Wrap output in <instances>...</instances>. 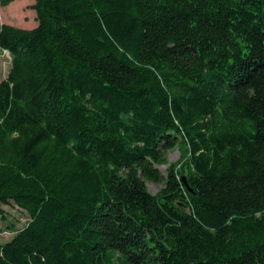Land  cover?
Instances as JSON below:
<instances>
[{
	"label": "trees",
	"instance_id": "obj_1",
	"mask_svg": "<svg viewBox=\"0 0 264 264\" xmlns=\"http://www.w3.org/2000/svg\"><path fill=\"white\" fill-rule=\"evenodd\" d=\"M30 7L0 23V215L28 216L0 264H264V0Z\"/></svg>",
	"mask_w": 264,
	"mask_h": 264
},
{
	"label": "rangeland",
	"instance_id": "obj_2",
	"mask_svg": "<svg viewBox=\"0 0 264 264\" xmlns=\"http://www.w3.org/2000/svg\"><path fill=\"white\" fill-rule=\"evenodd\" d=\"M34 0H13L7 5H0V23L7 22L21 27H32L36 23L35 10L30 7ZM10 58L4 54L0 47V77L7 73L9 68ZM180 150L177 147L167 151L168 162H173L178 159ZM167 162V163H168ZM167 164H161L158 167L165 173ZM147 188L150 192L156 193L161 187V183L147 181ZM3 218L0 215V242L8 240L14 233L15 229L20 228L28 220L27 214L13 204H3ZM9 224H11L9 226ZM8 230V231H7Z\"/></svg>",
	"mask_w": 264,
	"mask_h": 264
},
{
	"label": "built area",
	"instance_id": "obj_3",
	"mask_svg": "<svg viewBox=\"0 0 264 264\" xmlns=\"http://www.w3.org/2000/svg\"><path fill=\"white\" fill-rule=\"evenodd\" d=\"M3 53L9 56V54H8V51H7V50H4V51H3Z\"/></svg>",
	"mask_w": 264,
	"mask_h": 264
},
{
	"label": "crops",
	"instance_id": "obj_4",
	"mask_svg": "<svg viewBox=\"0 0 264 264\" xmlns=\"http://www.w3.org/2000/svg\"><path fill=\"white\" fill-rule=\"evenodd\" d=\"M5 75H6V74L2 75V76L0 77V79L3 78Z\"/></svg>",
	"mask_w": 264,
	"mask_h": 264
}]
</instances>
